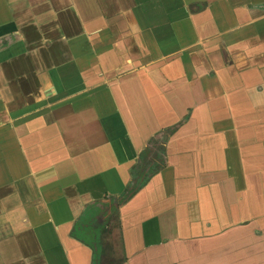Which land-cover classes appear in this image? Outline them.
<instances>
[{
    "label": "crops",
    "instance_id": "crops-1",
    "mask_svg": "<svg viewBox=\"0 0 264 264\" xmlns=\"http://www.w3.org/2000/svg\"><path fill=\"white\" fill-rule=\"evenodd\" d=\"M243 245L259 264L264 0H0V264Z\"/></svg>",
    "mask_w": 264,
    "mask_h": 264
},
{
    "label": "rangeland",
    "instance_id": "rangeland-1",
    "mask_svg": "<svg viewBox=\"0 0 264 264\" xmlns=\"http://www.w3.org/2000/svg\"><path fill=\"white\" fill-rule=\"evenodd\" d=\"M246 247V245H243V248H240L239 250H236V251H234V249L232 250V252H229V253H227L225 250H223L222 252H221V255L223 254V257L221 256V259H222V261H224L225 260V258H226V256H228V255H230L231 256V263L232 264H237V263H235L234 261H235V258H236V256H237V262L238 261H241L239 264H241V263H245L246 261H247V258H244V256L245 255H247L246 253H245V248ZM218 257H219V255H213V259H218ZM259 258H260V261H259V264H264V253L263 252H260V254H259ZM228 260V259H227ZM106 261H108V260H106ZM263 261V262H262ZM115 261H108L107 263H113V264H115L114 263ZM224 264H227V263H224Z\"/></svg>",
    "mask_w": 264,
    "mask_h": 264
}]
</instances>
